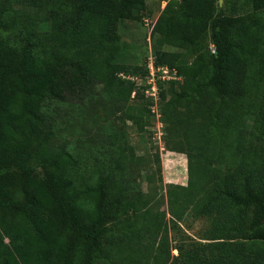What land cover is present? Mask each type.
<instances>
[{
  "label": "trees",
  "instance_id": "16d2710c",
  "mask_svg": "<svg viewBox=\"0 0 264 264\" xmlns=\"http://www.w3.org/2000/svg\"><path fill=\"white\" fill-rule=\"evenodd\" d=\"M162 1L154 65L182 81L161 90L160 110L188 157L187 184L168 185L169 212L210 217L215 242L179 245L170 262L165 227L126 181L125 133L100 144L105 159L56 130L61 108L98 97L128 118L149 115L153 97L129 76L150 69L119 61L120 23L142 19L146 0H0V264H114L116 254L142 264L147 232L162 234L146 245L162 264H264V0Z\"/></svg>",
  "mask_w": 264,
  "mask_h": 264
},
{
  "label": "rangeland",
  "instance_id": "374dc122",
  "mask_svg": "<svg viewBox=\"0 0 264 264\" xmlns=\"http://www.w3.org/2000/svg\"><path fill=\"white\" fill-rule=\"evenodd\" d=\"M166 3L162 0H146L147 7L140 13L142 19L121 21L119 31L122 48L119 61L125 62L129 66H141L143 70L150 69L149 64L155 61L152 32ZM222 4L223 2H221ZM17 6L20 7V5ZM251 10L252 6L248 5L244 11ZM41 28L46 29L47 23L42 22ZM165 48L172 49L168 46ZM189 59L192 60L193 56ZM129 77L137 81L141 96L144 94L145 97H153L154 102L149 105L151 110L149 115L144 114L143 117H139V120L128 118L123 111H113L107 99L103 100L98 97L93 99L89 106L74 107L71 104L61 108L56 130L64 134L65 143L79 152L86 149L99 152L101 143H107L110 137L116 139V136L112 137L114 132L125 133L127 152L129 156L134 154L133 160L128 159V163H126V181H132V184L138 188V192L143 193V198L148 200L146 208L148 215L149 213L153 215L151 221L160 222L165 227L164 236L167 234L169 240L171 262L180 255V249L177 248L179 245H183L186 249L192 243L215 242V240L205 238L206 234L215 228L210 217L198 218L192 213H188L182 220H176L169 212L168 185L170 183L187 184L188 157L186 153L174 150L176 138L167 129L168 124L160 110L161 100L159 97L161 90L169 92L172 84L178 86L182 77L178 76L176 71L166 67L157 69L154 78L151 72L149 75L132 74ZM153 85L157 88V100L152 95ZM101 88V86L97 87L99 94ZM99 94L98 96H100ZM134 94L135 92L132 95L131 104L142 107L141 98L134 97ZM251 120L249 118V125L252 123ZM99 154L105 159L108 158L107 151L104 154L99 152ZM224 224V219H222L221 226ZM112 225L109 223L108 227L112 228ZM116 229L114 227L112 230ZM147 233L146 240L140 246L137 255L142 264H162L163 262L147 255L148 247H146L149 243L150 247L155 248L162 234L160 233L158 236L154 234L149 237V232ZM141 258L149 260L146 263ZM179 258L181 257L179 256ZM110 259H115L113 260L114 264H128V262H122L118 254L115 257L110 256ZM104 262V258L99 260L100 264Z\"/></svg>",
  "mask_w": 264,
  "mask_h": 264
},
{
  "label": "built area",
  "instance_id": "2783aa9c",
  "mask_svg": "<svg viewBox=\"0 0 264 264\" xmlns=\"http://www.w3.org/2000/svg\"><path fill=\"white\" fill-rule=\"evenodd\" d=\"M149 67H150V72H151V74H153V78H154L155 72L157 71V69L160 70L161 67L156 68L155 65H154V62H151L149 64ZM152 89L154 90V92H152V95L155 97V99H157V96H156L157 95L156 94L157 93V88H156V86L153 85Z\"/></svg>",
  "mask_w": 264,
  "mask_h": 264
},
{
  "label": "water",
  "instance_id": "95a60500",
  "mask_svg": "<svg viewBox=\"0 0 264 264\" xmlns=\"http://www.w3.org/2000/svg\"><path fill=\"white\" fill-rule=\"evenodd\" d=\"M223 2V0H220V3Z\"/></svg>",
  "mask_w": 264,
  "mask_h": 264
}]
</instances>
